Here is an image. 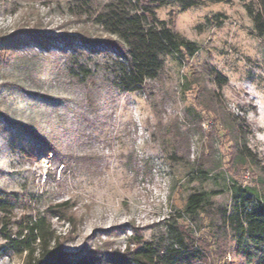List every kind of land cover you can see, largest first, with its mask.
Returning <instances> with one entry per match:
<instances>
[{"label":"rangeland","instance_id":"1","mask_svg":"<svg viewBox=\"0 0 264 264\" xmlns=\"http://www.w3.org/2000/svg\"><path fill=\"white\" fill-rule=\"evenodd\" d=\"M71 1L0 0V192L26 199L11 220L68 202L73 222L49 219L71 256L132 249L173 220L199 241L205 229L183 211L190 193L217 191L210 199L225 205L233 181L264 183V35L246 11L253 0L157 8L159 19L199 49L189 58L166 55L160 77L133 92L108 86L102 66L115 56V38L72 15ZM31 29L46 43L20 33L9 53L2 50L1 38ZM80 55L89 77L70 71ZM209 69L226 83H214ZM195 80L217 92L230 120L245 124L261 167L231 162V142L211 114L195 107L189 115L201 117L192 123ZM200 167L209 169L204 179ZM21 261L0 250V264ZM199 264L222 260L207 253Z\"/></svg>","mask_w":264,"mask_h":264},{"label":"trees","instance_id":"2","mask_svg":"<svg viewBox=\"0 0 264 264\" xmlns=\"http://www.w3.org/2000/svg\"><path fill=\"white\" fill-rule=\"evenodd\" d=\"M171 2L185 9L201 4L200 0H72L68 5L72 15L85 17L102 32L115 38L109 41L114 46L115 56L102 66L106 82L112 90L138 91L147 81L160 77L166 55L175 54L182 59L192 57L198 51L196 42L176 32L171 22L157 17L155 10ZM253 2L255 7L247 4L246 11L256 34L263 36L264 0ZM20 33H25L24 36L38 45L46 43L35 30L22 31L4 40L1 38L5 53L18 44L17 35ZM81 56L72 57L69 68L74 76L86 78L91 72L85 62L78 59ZM208 74L218 86L226 83V78L214 69H209ZM194 83V106L187 110L192 123H197L201 117L199 112L189 115L195 107L211 114L222 124L225 136L231 142V162L261 167L257 154L247 147L248 130L245 124L230 120L215 90L197 80ZM208 170L200 167L199 173L203 175L198 179H204ZM263 184L262 177L253 187L241 186L233 181L230 202L225 205L210 199V194L214 195L217 191L190 193L183 211L194 224L205 229L199 241L191 229L173 220L166 222L156 239H135L134 248L123 252L110 251L102 258L95 252L71 256L65 251L62 237L52 228L49 217L73 222L66 214L68 202L53 204L43 212L22 214L13 221L10 217L19 206L25 205L26 199L16 192L1 191L0 235L3 244L0 250L22 257L21 264H96L102 261L105 264H199L206 259L207 253L219 257L222 264H264ZM9 225L12 230H8ZM226 255L230 256V261L223 260Z\"/></svg>","mask_w":264,"mask_h":264}]
</instances>
